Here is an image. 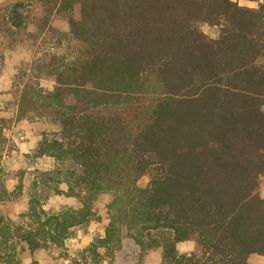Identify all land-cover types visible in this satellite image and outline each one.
I'll return each instance as SVG.
<instances>
[{"label": "trees", "instance_id": "16d2710c", "mask_svg": "<svg viewBox=\"0 0 264 264\" xmlns=\"http://www.w3.org/2000/svg\"><path fill=\"white\" fill-rule=\"evenodd\" d=\"M253 1L0 0L5 48L35 47L56 15L69 26L58 34L66 50L37 51L14 83L16 118L55 128L32 154L53 165L36 169L28 209L9 225L0 214L6 264H15L14 240L32 254L65 249L75 228L100 219L103 193L113 195L104 235L67 264H102L126 235L143 252L158 250L161 264L264 255V1ZM3 174L0 164V201L11 195ZM23 189L21 175L15 192ZM50 195L79 205L46 210ZM188 240L195 249L179 251Z\"/></svg>", "mask_w": 264, "mask_h": 264}, {"label": "rangeland", "instance_id": "374dc122", "mask_svg": "<svg viewBox=\"0 0 264 264\" xmlns=\"http://www.w3.org/2000/svg\"><path fill=\"white\" fill-rule=\"evenodd\" d=\"M10 1V0H4ZM239 4L255 7L258 1L237 0ZM264 1V0H260ZM54 31L43 35L35 47L28 44L17 45L5 48L0 44V117L8 119L5 133L8 137L6 148L1 159V166L4 170L3 177L5 184L11 195L7 200L0 201V214L6 217V224L19 222L20 214L29 207L32 194V183L36 175V169H46L53 165L51 157L34 158L33 152L41 139L42 133L46 130L54 129L55 126L39 120L16 118L17 99L15 97L14 83L17 80V74L20 68L31 65L32 60L38 55L37 51L46 49L61 48L66 49L67 42L63 38L59 42L58 34L69 30L68 22L59 16H55L51 22ZM30 29H33L31 26ZM202 29L210 36H217L218 28L204 24ZM39 49V50H37ZM29 73V72H28ZM44 89L51 90L54 81L51 78L44 77L40 80ZM23 177L24 189L18 194L16 187L20 176ZM150 174L143 175L138 184L144 187L149 184ZM260 194L264 197V176L261 177ZM113 195L103 193L95 202L100 219L92 220L85 227L75 228L72 235L66 240L65 249H41L32 254L28 246L19 241H12L14 246L12 254L15 264H67L70 257H74L78 252L89 246L97 237L103 236L105 227L109 221L108 205ZM79 201L75 197L63 195H50L44 202L43 207L50 211H59L65 207L78 206ZM13 226V225H11ZM126 235V233H125ZM1 241V238H0ZM179 251L189 252L195 249V242L192 240L182 241L177 244ZM5 248L4 244L0 249ZM104 252L103 249H101ZM5 252L0 250V264H6ZM251 264H264V255L254 253L249 256ZM102 264H161V254L158 250L143 252L140 246L127 235L124 236L122 243L114 256H104Z\"/></svg>", "mask_w": 264, "mask_h": 264}]
</instances>
